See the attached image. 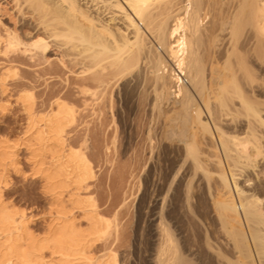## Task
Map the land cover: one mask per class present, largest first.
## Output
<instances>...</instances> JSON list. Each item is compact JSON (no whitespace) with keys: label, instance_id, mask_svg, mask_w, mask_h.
Segmentation results:
<instances>
[{"label":"rangeland","instance_id":"374dc122","mask_svg":"<svg viewBox=\"0 0 264 264\" xmlns=\"http://www.w3.org/2000/svg\"><path fill=\"white\" fill-rule=\"evenodd\" d=\"M227 5H224L225 9ZM33 7L29 4L25 11L30 12ZM245 14L246 24L242 23V27L243 34L247 35L253 22L251 24L252 20H247L251 16ZM20 18L10 0H0V34H4L5 29L18 30ZM255 18L264 23L263 17ZM247 55V59L256 65L252 52L248 51ZM36 58L30 59L19 51L0 54V137L3 138L0 157L2 153L7 155V159H0V193H3L0 204L23 212L28 220L26 233L42 237L62 209L70 211L76 222L85 228V210L76 201L83 204L85 199H90L97 212L115 224L110 239L98 240L89 248L88 253L94 262L110 249L118 264H155L157 236L154 228L161 221L171 231V244L177 248V253L180 249L187 253L188 264H220L214 258L216 252L224 256L225 264H264V245H259L256 240L258 235L264 241V63L257 72L262 76L258 80L257 98L262 122L254 123L252 115L244 109L239 114L229 115L232 118L226 116L223 121L230 134L246 136L248 160L236 165L202 161L195 168L191 161L182 163L181 145L171 140L172 144L168 139L169 143L161 136V118L155 110L151 112L152 90L149 84L141 83L139 67L134 66L114 82L111 80L108 89L99 87V90L95 82L85 79V75L79 72L82 65L74 64V57H68L74 64L72 67L70 62L62 66L43 61L52 62L58 58L54 48L41 62V58ZM7 68L12 72L7 73ZM245 81L247 90L251 82L250 79ZM81 87L94 93L99 101L91 93H81ZM103 88L105 91H101ZM23 90L33 93L31 115L37 123L31 128L29 115L18 99ZM58 97L72 106L75 113L73 124L66 127L63 143L54 142L52 137L45 141V145L55 146L58 151L52 154L43 149L34 136L38 130L47 131L39 117L51 110ZM93 98L98 105L97 101L92 102ZM151 118L152 124H148ZM253 127L256 128L258 152L250 133ZM245 128L247 134L244 135ZM147 131L153 137L148 139H152L151 142L146 138ZM171 131L170 123L162 127V132L170 133L172 139ZM205 135L210 134L207 131ZM75 149L84 155L93 177L78 188L69 180L74 173L69 174L70 168H67L68 176L46 182L43 172L57 169V156ZM211 150L208 146L198 149L203 153ZM229 168L238 173L236 185L243 196H237L224 184L222 178ZM18 170L41 174V184L48 188L57 181L63 183L64 179L65 186L55 189V194L48 189L49 194L41 199L34 194L35 185L25 183L17 175ZM2 238L0 241L4 240ZM204 242L212 252L206 251ZM166 263L169 264L164 261ZM170 264H177V261Z\"/></svg>","mask_w":264,"mask_h":264},{"label":"bare ground","instance_id":"6f19581e","mask_svg":"<svg viewBox=\"0 0 264 264\" xmlns=\"http://www.w3.org/2000/svg\"><path fill=\"white\" fill-rule=\"evenodd\" d=\"M10 1L17 14L21 15L20 26L16 31L5 29L4 34H0V54L19 51L33 60L41 58V62L46 53L54 48L58 58L52 62L43 61L65 66L71 61L68 57H74V64L82 65L79 72L85 75V79L95 82L99 90L102 87L108 89L118 76L123 77L126 75L123 73L134 66L139 67L141 83L149 84L152 90L151 112L155 110L161 118L160 134L164 140H173L181 145L182 163L191 161L197 168L202 161L236 165L248 160L246 136L230 134L223 121L226 116H233L244 109L252 115L254 123L262 122L257 105L258 80L262 76L257 72L264 63V23L257 22L255 17H263L261 20H264V0ZM29 4L34 7L27 12L25 9ZM224 5L228 8L225 9ZM245 13L256 20L247 17V20H252L251 24L253 22L247 35L243 34L242 27ZM248 51L252 52L256 65L247 59ZM73 62H70L71 67ZM11 72L7 68V73ZM246 78L251 82L247 90L243 83ZM81 88V93L86 91L85 94L91 93L95 97L87 88ZM103 89L101 91H105ZM18 99L29 115L28 125L34 127L37 122L32 120L31 115L33 93L23 90ZM93 99L92 102L99 101L98 97ZM74 113L73 107L58 97L51 110L39 117L47 131L38 130L34 138L43 149L57 154L55 146L48 147L44 143L51 137L54 142L63 143L66 127L74 122ZM157 123L153 124L157 126L160 122ZM169 123L172 139L170 133L162 132V127ZM255 129L251 128L250 133L258 152ZM207 131L210 134L208 137L205 135ZM243 134H247L246 128ZM147 135V140L153 138ZM200 146H208L212 150L199 152ZM60 155L55 160L59 162L57 169L43 172L46 182L74 173L69 180L81 188L93 177L80 150ZM6 156L2 153L0 159H7ZM67 168H70L68 173ZM227 172L222 178L224 184L237 196H243L236 185L238 173L231 168ZM62 181L59 184L60 181H57L48 189L55 194V189L65 186V179ZM76 202L85 210L83 217L87 226L82 228L70 211L61 208L54 224L49 225L42 237L26 233L28 220L23 212L0 204V238L4 239L0 241V264H118L110 249L95 262L88 253L94 242L109 238L115 227L113 221L101 216L92 200H82L83 204ZM154 230L157 236L153 257L155 264H164V261L169 264L173 261L177 264L189 263L187 253L181 249L177 253V248L171 244L169 228L158 221ZM256 240L259 245H264L262 236L257 235ZM204 246L206 251L211 250L205 242ZM216 253L215 260L225 264L224 256Z\"/></svg>","mask_w":264,"mask_h":264},{"label":"snow or ice","instance_id":"6c2138e0","mask_svg":"<svg viewBox=\"0 0 264 264\" xmlns=\"http://www.w3.org/2000/svg\"><path fill=\"white\" fill-rule=\"evenodd\" d=\"M26 95L31 96V93H27ZM2 139L3 138L0 137V141H2ZM29 164H31V160L29 161ZM17 175L20 176L25 183L32 182L35 185L34 194L37 197L42 199L49 194L48 186L46 184H41V180L43 179L41 174L35 171L27 172L26 170H18ZM2 195L3 193H0V196Z\"/></svg>","mask_w":264,"mask_h":264}]
</instances>
